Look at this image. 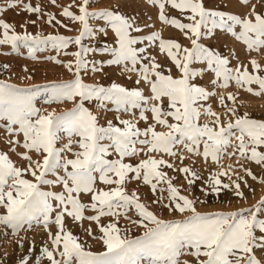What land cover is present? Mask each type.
Masks as SVG:
<instances>
[{
	"label": "snow or ice",
	"instance_id": "1",
	"mask_svg": "<svg viewBox=\"0 0 264 264\" xmlns=\"http://www.w3.org/2000/svg\"><path fill=\"white\" fill-rule=\"evenodd\" d=\"M147 2L157 8L158 20L178 30L188 46L164 39L157 31L134 35L144 32L135 17L115 9H92L93 0H72L62 8L61 15L79 25L74 37L17 32L13 24L0 19V46H8L16 54L26 49L27 58L33 61L39 60L38 53L55 51L45 59L72 76L32 87L0 80V130L7 145V151L0 150V228L14 237L43 228L51 248L44 246L40 256L48 264H192L183 259L185 255L193 257L194 264H264V198L237 211L200 212L196 205L204 201L181 194L173 183L175 177L163 170L178 171L191 187L200 175L191 167L177 168L165 156L183 164V153H187L216 164L220 171L209 175L202 189L205 196L227 189L245 198L239 181L245 186L247 181L241 176L232 180L237 169L231 165L225 169V157L235 158L240 171L258 179L240 162L264 168V120L247 113L238 115L237 98L231 93L219 96L226 110L222 119L205 103L217 93L197 81L211 73L212 87L228 88L234 82L250 94H264V67L257 60L249 61L251 72L243 64L233 68L228 57L202 42L214 38L219 30L242 43L249 53L264 52V11L256 10L257 6L264 9V0H259V5L239 0L248 9L246 14L208 7L212 0ZM51 3L55 5L56 0ZM16 8L38 19L47 16L45 22L50 26L68 28L55 15L44 13L40 5L24 0H6L0 5V15ZM100 21L102 26L94 23ZM109 30L111 45L96 49L85 45V40L106 37ZM73 45L77 50L68 53ZM150 48L157 49L171 67L159 63ZM96 54L109 57L107 66L134 74L137 87L115 81L108 85L86 83L84 77L89 73L104 71L103 61L89 59ZM61 55L73 59L64 62ZM2 67L9 68L7 64ZM41 97L45 104L71 102L73 107L60 113L45 112L36 106ZM109 113L112 119L107 118ZM205 118L207 122L202 123ZM65 138L67 142L58 147ZM12 153L23 163L14 161ZM137 157L142 158L135 164L126 162ZM224 176L231 183H223ZM133 181L149 187L156 197L152 203L161 211L182 218L165 219L150 210L137 191L129 192ZM259 183L264 184V179ZM122 217L141 228V234L133 236L131 229L119 227ZM104 218H109L107 223L102 222ZM69 219L99 242L101 250L93 251L73 234L67 226ZM85 221L88 227H84ZM93 224L99 235L94 234ZM23 240L20 237L18 241L21 248ZM33 250L34 245L29 251ZM20 264H29V258L24 256Z\"/></svg>",
	"mask_w": 264,
	"mask_h": 264
},
{
	"label": "rangeland",
	"instance_id": "2",
	"mask_svg": "<svg viewBox=\"0 0 264 264\" xmlns=\"http://www.w3.org/2000/svg\"><path fill=\"white\" fill-rule=\"evenodd\" d=\"M25 3H30L33 6L40 5L42 11L44 13H51L55 15V17L61 21V23L68 26V28L60 27L59 25L50 26L45 21L47 20V16H44L42 19H38L34 14H28L22 11L21 8L9 9L0 15V19L5 20L6 22L13 24L15 26V30L17 32H23L27 30L32 34L43 33L44 35L49 34H60L67 37H74L79 34V25L71 22L69 19L63 17L61 15L62 8L68 6L72 3V0H56V4L53 5L51 0H24ZM6 0H0V5H4ZM252 4L259 5V0H251ZM208 7L218 8L225 12L235 13V14H246L248 9L240 4L239 0H212L211 3L207 5ZM115 9L120 11L122 14L130 17H135L137 23L144 27L143 33H138L134 35L144 36L149 35L153 31L160 32L164 39H173L179 41L181 44L188 46V42L185 40L183 35L178 32V30L163 25L158 20V10L153 5L149 4L147 0H93L92 9ZM72 11H76L75 8L71 9ZM259 11H264L259 6L256 9ZM170 16H177L176 12H169ZM177 18H180L177 16ZM182 19V18H181ZM35 20V25L31 24L30 21ZM97 26H102L103 22H94ZM147 25V26H146ZM50 26V27H49ZM68 29H72L69 31ZM113 35L109 30L108 35L98 36L95 40H85L84 43L86 46H90L96 49L98 46L103 47L105 43L111 45L113 41ZM109 41V42H108ZM207 46L212 47L214 50H218L223 56L228 57L230 59V67L235 68L238 64H243L248 66L249 72L252 71L251 65L249 61L252 59L257 60V62L264 67V52L257 54L255 52L249 53L246 50V47L234 40L230 35L225 34L217 30L214 38L210 40L202 41ZM96 44V47H95ZM94 45V46H93ZM76 47L70 46L67 51L68 53H72L76 51ZM5 53H9L5 55ZM149 53L151 55L157 56V60L162 65L166 67H171L169 61L166 58L158 53V50L155 48H150ZM55 51H45L43 53H38L39 60L33 61L27 58L26 49L21 48L20 53H12L10 47L8 46H0V80L7 81L12 84H16L20 87H32L33 85H44L49 82L55 81H66L72 79L70 73L62 67L61 65H57L49 60H46L45 57L49 55H55ZM64 62H67L73 57L71 55L59 57ZM89 59H93L97 62L103 61L105 63V68L102 73L93 74L89 73V75L84 77L86 83H95L99 82L104 85H108L109 83L115 81L120 83L128 88L137 87L134 81L137 78L134 74L122 73L121 69L116 66H107L106 62L109 57L107 55H93L90 56ZM7 64L9 68L5 70L2 66ZM27 68V71L24 69ZM173 74L175 75V69L173 68ZM131 75L132 78L128 79V76ZM31 77V79H27V77ZM211 73H205L202 78L198 79V83L202 86L208 88L209 91H214L217 95L212 96L209 101L205 102L206 104H210L213 111L217 112L221 116V118H225L226 110L219 103V96H225L229 93L234 95L237 99L235 101V107L237 109V114L242 115L247 113L251 118L256 120H264V94L260 96H256L248 93L247 91L237 87L234 82L230 83L228 88L223 87H212L210 85V80L212 79ZM139 87H144L143 84L139 85ZM256 85H253V88H256ZM228 105L233 106L232 102L226 101ZM36 106L41 108L45 112L55 111L57 113L67 111L73 107L71 102L64 103H51L45 104L43 103V97L38 98L36 102ZM90 107H94L93 105H89ZM113 114L109 113L107 118L112 119ZM124 118H130L125 116ZM103 122V121H102ZM207 122V118L201 121ZM145 125L141 122L140 127H144ZM158 131L163 130L158 128ZM22 139V138H21ZM67 139L65 138L63 141L58 142V147H61L63 143H66ZM0 150L7 151V145L5 141V134L2 130H0ZM18 151H23V149H18ZM231 151V149H229ZM12 159L19 162V157L12 153L10 154ZM186 157L181 164L180 160L177 158H169L167 156L164 159L169 160L170 163L176 165L177 168L187 166L193 168L200 175V179L195 182L194 185L189 187L187 181L184 179V176L178 171H173L172 169L164 168L163 170L168 173L170 177H175L173 183L180 188L181 194L189 196V198H196L199 201H204V203H197V209L200 212H229V211H237L241 208H247L261 198H264V184L259 183L260 179H264V168L256 166L253 163L241 161L245 167L251 169L254 175L257 176V180H253L251 177H248L244 174L243 171H240L235 158H227L225 157L222 160V164L225 169L231 165L233 168H236L237 171L235 175H232V180L236 179V176L243 177L244 180L247 181V186L243 183V181H239L241 183V190L244 193V199H241L233 194V192L225 189L219 195H209L205 196L202 192V189L206 187L205 182L207 181L209 175L213 172L220 171V168L209 161L205 163L199 157H190L187 153H183ZM16 156V157H15ZM15 157V159H14ZM142 157H137L131 159L130 161L133 164L137 163L139 159ZM173 160V161H172ZM195 161V163H193ZM223 183H231L227 176L221 177ZM139 185V186H138ZM162 187H166V185H162ZM129 192L137 191L141 196V201L147 204L150 207V210L156 212L158 215H161L165 219L172 218H182L179 215L173 216L168 213L165 209L161 211V207L159 205L153 204L152 201L156 198L151 193L150 189L146 185H142L137 181H133L128 185ZM160 195L159 192L156 194ZM164 196H167V193H163ZM167 202V201H165ZM89 215L91 213H88ZM131 214V213H130ZM133 219H136L134 215ZM109 218H104L102 220L103 223H107ZM107 220V221H106ZM69 230L73 232V234L78 235L81 241H86L93 251L101 250V245L99 242L88 237L84 229L79 225H75L70 221V225L67 224ZM89 224L87 221L84 222V227H88ZM94 234L99 235L96 231L95 224L92 225ZM119 227L122 229L127 228L131 229L130 234L135 236L139 235L142 232L141 228L133 227L131 223L124 219L123 217L120 220ZM38 229V230H37ZM43 228L37 227L28 232H21L19 237H14L11 235L10 231L6 235V230L0 228V264H20L21 259L24 256L29 258V264H34V262L39 259L41 264H48V261L40 256V250L47 246L51 248V241L48 239L47 234L45 233ZM33 231V232H32ZM39 234H38V232ZM52 232H55V226L51 228ZM30 232V233H29ZM37 232V233H36ZM25 233V236H23ZM32 233V235H31ZM35 233V234H34ZM45 233V234H44ZM29 234V235H28ZM38 235V237H37ZM24 237L23 240V248H21L18 244L20 237ZM31 241H29V238ZM42 236V237H40ZM26 237V238H25ZM36 238V240H35ZM34 239V240H32ZM27 241V242H26ZM35 241V242H34ZM34 245V250L29 251L30 248ZM18 247V248H17ZM183 259L188 260L194 264V258L191 256L185 255Z\"/></svg>",
	"mask_w": 264,
	"mask_h": 264
},
{
	"label": "bare ground",
	"instance_id": "3",
	"mask_svg": "<svg viewBox=\"0 0 264 264\" xmlns=\"http://www.w3.org/2000/svg\"><path fill=\"white\" fill-rule=\"evenodd\" d=\"M50 27V26H49ZM55 34V33H54ZM112 38V40L111 41H113V37H111ZM109 42V41H108ZM94 46V45H93ZM95 47H96V44H95ZM97 48H99V46L97 47ZM129 74V73H128ZM112 118H113V116H112ZM12 157V156H11ZM16 157V156H15ZM15 157H14V159H15ZM18 159V158H17ZM17 159H15L16 160V162L19 164V163H23V162H19ZM173 161V160H172ZM215 195V194H214ZM209 196V195H208ZM212 196H213V194H212ZM70 219L67 221V224H69L70 225ZM107 221V220H106ZM38 230V229H37ZM43 230V229H42ZM55 230H56V228H55ZM23 232V231H22ZM31 232V231H30ZM29 232V233H30ZM33 232V231H32ZM38 232V231H37ZM36 232V233H37ZM54 233V232H53ZM21 234V233H20ZM35 234V233H34ZM38 234H39V232H38ZM45 234V233H44ZM29 235V234H28ZM31 235H32V233H31ZM23 236H25V233H24V235ZM22 237V236H21ZM28 237V236H27ZM30 237V236H29ZM28 237V238H29ZM37 237H38V235H37ZM40 237H42V236H40ZM26 238V237H25ZM32 240H34V239H32ZM35 240H36V238H35ZM29 241H31L30 240V238H29ZM27 242V241H26ZM35 242V241H34ZM19 245V244H18ZM18 248V247H17Z\"/></svg>",
	"mask_w": 264,
	"mask_h": 264
}]
</instances>
